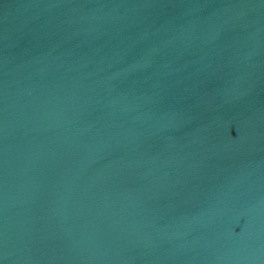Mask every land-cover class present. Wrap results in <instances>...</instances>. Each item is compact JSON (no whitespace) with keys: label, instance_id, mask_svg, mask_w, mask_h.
I'll return each mask as SVG.
<instances>
[{"label":"water","instance_id":"water-1","mask_svg":"<svg viewBox=\"0 0 264 264\" xmlns=\"http://www.w3.org/2000/svg\"><path fill=\"white\" fill-rule=\"evenodd\" d=\"M0 264H264V0H0Z\"/></svg>","mask_w":264,"mask_h":264}]
</instances>
